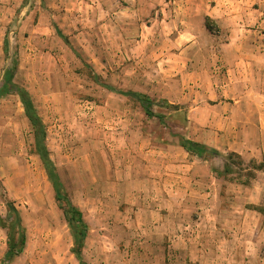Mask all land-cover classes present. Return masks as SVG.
Masks as SVG:
<instances>
[{
  "label": "rangeland",
  "instance_id": "1",
  "mask_svg": "<svg viewBox=\"0 0 264 264\" xmlns=\"http://www.w3.org/2000/svg\"><path fill=\"white\" fill-rule=\"evenodd\" d=\"M7 8L0 9V94L7 91L0 97V218L7 222L0 264H195L178 255V236L192 232L208 234L212 264H227L232 249L230 257H239L236 235L249 233L246 259L264 264V165L249 186L236 174L223 179L214 171L232 152L214 149L220 154L202 160L196 176L207 184L191 196L197 205L165 207L159 199L171 198L170 169L150 161L181 139L198 143L186 94L200 120L217 112L210 106L221 100L209 96L227 85L239 98L264 101V0H11ZM233 60L245 67L233 72ZM14 63L13 85L4 90ZM18 89L31 96L63 192L83 213V263ZM122 93L148 96L154 117ZM254 112L264 115L252 108L239 115ZM8 203L22 229L7 218ZM8 229L16 241L26 235L11 262Z\"/></svg>",
  "mask_w": 264,
  "mask_h": 264
},
{
  "label": "crops",
  "instance_id": "2",
  "mask_svg": "<svg viewBox=\"0 0 264 264\" xmlns=\"http://www.w3.org/2000/svg\"><path fill=\"white\" fill-rule=\"evenodd\" d=\"M7 4H11V0H0V9L6 11V9H8ZM34 32L40 31L34 30ZM229 63L231 64L230 69H234L233 72H237L238 68L242 66L245 67L244 62L237 63L233 60ZM249 65L251 66V64ZM226 87H228V89L222 91L220 95L215 93L209 96L210 100L220 99L221 102L210 106V110L214 112L216 110L217 112L212 114L211 111H209L205 120L197 118V111L200 108L196 106V104L190 103V96L192 93L186 94L188 97L186 95L184 96L183 104L189 106L190 112H192L189 114L188 119L191 121L192 128L195 131L192 133V135H195L193 139L198 143L205 144L220 152L236 153L245 161L264 160V115H258L257 112H254L252 116L247 113L239 115V111L249 108L254 109V111L264 109V101L250 102L247 99L244 100V98H239L234 95L230 86L227 85ZM231 101H233V103ZM172 148L173 150H171ZM172 148H159V150L154 153L156 156L153 158L154 160L152 158L150 160L156 162L157 166L160 168H169V179L172 178L171 182H174L171 184L168 183L164 188L171 198H167L164 195L163 198L159 200L162 203L161 205L165 207H178L183 205L195 206L197 205V201L191 196L196 194L200 189L207 188L206 183L198 184L196 182V176H198L197 173L198 170L201 169L200 164H202L203 161L190 157V155L179 146H173ZM188 158H190V160H188ZM247 234L249 233H238V235H236L238 247H236L235 253L239 257H230L232 253H234V249H232L228 252L229 254H226L230 255L228 256L227 264H232L233 262L238 264H253L252 261L246 259V255L249 254L248 245H246ZM177 240V244L179 245L178 255L180 257L185 253L186 256L190 258V262L195 264H197V262L200 264H212V258L210 259L209 257L212 251L209 248L210 244L207 233L192 232L188 234V238H183L182 235H179ZM186 241L187 243L185 246L181 247L182 242L185 243ZM239 246L241 248H239Z\"/></svg>",
  "mask_w": 264,
  "mask_h": 264
},
{
  "label": "trees",
  "instance_id": "3",
  "mask_svg": "<svg viewBox=\"0 0 264 264\" xmlns=\"http://www.w3.org/2000/svg\"><path fill=\"white\" fill-rule=\"evenodd\" d=\"M9 43L6 41L4 52L6 53V56L9 55L8 53ZM17 69V64L14 63V66L12 68H9L5 71L4 74V90H8L10 86L13 85V80L15 76V71ZM4 93H7L5 91ZM4 93L0 94L3 95ZM18 95L20 96L21 102L23 104L26 117L31 123L33 132H34V138H35V149L38 157L40 158L42 164L44 165L47 175L52 182L53 188L56 192V198L59 202L63 203V211L65 218L71 227L72 235L74 238L75 247L73 249V253L77 257V259L83 263L82 258V250L84 248L85 239L87 237V232L85 230V224H84V216L83 213L74 207L73 203L69 199L67 195L63 192V187L61 184V180L59 177V174L57 172V169L54 165V162L52 161L50 157L49 150L47 148L46 144V130L45 127L34 107L33 101L31 99V96L29 93L24 89H18ZM124 96L134 98L137 100L142 109L145 112V115L148 118L154 117L153 112V103L150 100V98L146 95H143L141 93H122ZM180 147H182L188 154L191 156H195L199 158L200 160L208 161L212 155H218L220 154L218 151L214 149H210L206 146H203L199 143H195L193 141L187 140V139H181L180 141ZM264 164H257L256 162H250L249 164L246 163V161L238 154L231 153L228 155V160L225 163L223 171L215 170V174L223 179H227L230 176H233L236 174L238 175V179L236 181H241V178H247L249 181H242L241 184L245 186H249L251 181L255 179L256 172L260 171ZM234 166L240 168V170H243V172H246L244 175H240V173H236L234 170ZM8 209V216L7 218L10 219L11 217H15L16 224L18 225L19 229H22V223L21 218L14 208V206L11 203L7 204ZM259 213L263 214V210L256 209ZM0 226L2 228L7 229V222L6 220L0 218ZM8 253L7 257L5 259L6 262H11L16 257L20 256L25 248L26 245V235L24 232H22L19 236V240L16 241L14 236L11 233V230L8 229Z\"/></svg>",
  "mask_w": 264,
  "mask_h": 264
}]
</instances>
